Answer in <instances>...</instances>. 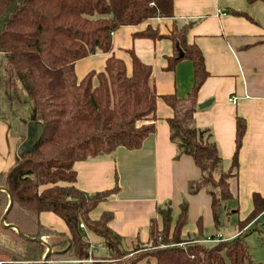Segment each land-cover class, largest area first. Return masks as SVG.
Masks as SVG:
<instances>
[{
	"label": "trees",
	"instance_id": "trees-1",
	"mask_svg": "<svg viewBox=\"0 0 264 264\" xmlns=\"http://www.w3.org/2000/svg\"><path fill=\"white\" fill-rule=\"evenodd\" d=\"M174 1L0 0V120L10 122L12 133L20 137L26 136L28 122L41 124L31 148L21 151L0 172V264H83L89 260V264H260L252 258L247 233L243 234L264 212V196L258 193L252 194V210L236 223L238 234L230 240L198 242L204 238L201 218L197 234L182 237L188 208L183 201L174 222L168 207L158 208L161 220L150 221L146 243H124L108 227L112 213L89 218L118 186L86 194L74 185L76 162L118 150H138L154 133L157 95L152 67L130 49L126 51L131 60L128 71L113 55L111 39L122 27L173 17ZM188 28L189 24H174L161 35L148 26L132 37L169 40L172 54L165 58L167 70L181 60L192 64L186 95L161 98L172 110L167 123L176 157L190 156L200 172L198 179L188 182V195L204 190L210 197L217 232L224 224L225 203L238 198V153L246 124L236 117L234 153L226 166L210 129L195 125L197 95L208 73L200 49L187 42ZM95 54H108L104 69L78 80L75 63ZM44 212L62 220L66 231L43 225L39 216ZM85 231L101 238L104 255L91 254Z\"/></svg>",
	"mask_w": 264,
	"mask_h": 264
},
{
	"label": "crops",
	"instance_id": "crops-1",
	"mask_svg": "<svg viewBox=\"0 0 264 264\" xmlns=\"http://www.w3.org/2000/svg\"><path fill=\"white\" fill-rule=\"evenodd\" d=\"M217 9H221L222 14H217ZM172 13L171 18H153L138 26L122 27L111 39L113 55L125 63L128 71L131 60L126 51L130 49L152 67L157 95L154 133L138 150H118L74 164V185L80 191L93 194L118 186L116 192L89 213V218L96 220L104 212L112 213L108 227L124 243L147 242L150 221L156 219L159 223L161 220L158 208L168 207L174 222L183 198L187 199L188 208L182 237L197 234L199 218L203 237L221 234L206 232L214 227L210 197L205 191L188 195V182L198 179L200 172L190 156L176 157L178 151L169 140L167 123L172 110L161 98L171 94L186 95L192 83V64L181 60L173 70H167L165 58L172 54L169 40H134L132 37L148 26L166 35L174 24L177 27L189 24L187 42L200 49L208 73L197 95L195 125L210 129L226 166L234 153L235 119L241 117L245 121L238 153V198L234 201L236 206L232 207V211L239 212L237 220L244 219L252 210L253 193L264 196V1L175 0ZM107 58L108 54H95L77 61L74 65L77 79L91 71H102ZM206 101L210 104L199 109L198 105ZM21 138L13 135L10 122L0 120V172L17 160L23 147ZM39 220L51 229L66 231L62 220L52 213H41ZM225 233L221 234L223 238H234L238 234L236 224L235 230ZM245 233L252 258L264 264V212L244 229ZM85 234L91 243V254L98 256L93 246L101 247V238L90 231ZM253 234L258 236L253 237Z\"/></svg>",
	"mask_w": 264,
	"mask_h": 264
},
{
	"label": "rangeland",
	"instance_id": "rangeland-1",
	"mask_svg": "<svg viewBox=\"0 0 264 264\" xmlns=\"http://www.w3.org/2000/svg\"><path fill=\"white\" fill-rule=\"evenodd\" d=\"M26 109H27V105H24L23 106V110H24L23 114H24V116L27 113ZM40 126H41V124L39 122H31L30 124L28 122L26 136L21 138L22 142H23V147H22L21 151L31 148V146L33 145L34 141L39 137V135L41 133ZM21 151H20V153H21ZM19 155H18V157H19ZM232 189H233V191H235V186H232ZM182 201H186L187 202V199L183 198ZM234 201L236 202V200L233 199V200H230V201L225 203V213L226 214H225V217H224V224L222 225L223 227L219 230V232L221 234H226L225 232H231V231L235 230V224L238 221L237 219H238L239 212H236L237 211L236 209H235V212L232 211V209H233L232 207L236 206ZM202 214L203 213L201 212V215ZM192 222L193 221L191 220V223ZM188 227H187V230H188ZM260 228H262V226H260ZM206 232L211 233V232H215V230L213 228H211V229L207 230ZM253 235H255L253 237H257L258 236L257 234H253ZM260 236H262V235H260ZM86 237L88 238L87 234H86ZM45 240H47V239H45ZM93 247H95L97 249V252H98L97 255L98 256H101L102 254H104L105 251L100 246L94 245ZM94 256H96V255H94ZM83 264H86V263H83ZM226 264H228L227 261H226Z\"/></svg>",
	"mask_w": 264,
	"mask_h": 264
},
{
	"label": "built area",
	"instance_id": "built-area-1",
	"mask_svg": "<svg viewBox=\"0 0 264 264\" xmlns=\"http://www.w3.org/2000/svg\"><path fill=\"white\" fill-rule=\"evenodd\" d=\"M216 13L217 14H222V10L221 9H217ZM235 101H236V99L233 98L232 102L235 103ZM79 227L81 229L85 230V226L83 225V223H80ZM230 239H232V238H223L221 234L217 233L214 236H206V237L198 240V242L204 243V244H215L217 242H220V241H223V240H230Z\"/></svg>",
	"mask_w": 264,
	"mask_h": 264
},
{
	"label": "water",
	"instance_id": "water-1",
	"mask_svg": "<svg viewBox=\"0 0 264 264\" xmlns=\"http://www.w3.org/2000/svg\"><path fill=\"white\" fill-rule=\"evenodd\" d=\"M209 104H210V101H206V102H204V103L199 104V105H198V108H199V109H202V108H204V107H207ZM40 129H41V126H40ZM11 203H12V201H11V197H10V195H9V205H8V207L11 205ZM5 215H6V213L3 214L2 219L5 218ZM14 228H15V230H17L16 227H14ZM48 251H49V247H48ZM48 251H47V253H46L45 256H44V259H46L47 254H48Z\"/></svg>",
	"mask_w": 264,
	"mask_h": 264
}]
</instances>
